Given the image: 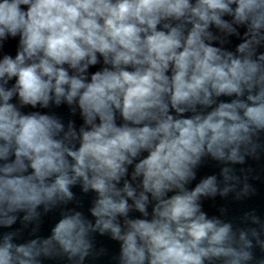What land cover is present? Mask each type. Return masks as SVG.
Masks as SVG:
<instances>
[{
    "label": "clouds",
    "instance_id": "1",
    "mask_svg": "<svg viewBox=\"0 0 264 264\" xmlns=\"http://www.w3.org/2000/svg\"><path fill=\"white\" fill-rule=\"evenodd\" d=\"M239 27L235 52L222 47ZM9 37L19 47L0 59V226L24 213L36 231L38 208L67 205L76 185L96 198L94 222L69 209L48 238L5 233L0 264H83L96 232L120 242L119 264H248L253 240L264 250L256 215L246 219L261 231L234 230L200 203L235 191L227 165L264 150V0H0V43ZM50 104L78 108L83 126L20 110ZM205 157L225 165L222 180L189 190ZM250 191L245 182L237 199ZM150 203L151 219L129 218L148 217Z\"/></svg>",
    "mask_w": 264,
    "mask_h": 264
}]
</instances>
